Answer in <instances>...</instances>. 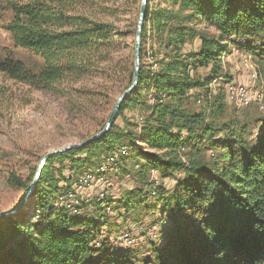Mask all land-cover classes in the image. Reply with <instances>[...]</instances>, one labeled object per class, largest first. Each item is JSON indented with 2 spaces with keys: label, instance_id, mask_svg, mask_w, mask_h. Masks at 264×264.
I'll use <instances>...</instances> for the list:
<instances>
[{
  "label": "trees",
  "instance_id": "obj_1",
  "mask_svg": "<svg viewBox=\"0 0 264 264\" xmlns=\"http://www.w3.org/2000/svg\"><path fill=\"white\" fill-rule=\"evenodd\" d=\"M4 1L12 14L4 29L13 47L31 53L39 64L29 68L8 51L0 58L1 74L56 96L67 95L64 83L98 77L119 86L120 93L132 84L140 0H96L112 5L102 12L114 21L81 14L74 8L80 0ZM119 11L127 16L126 32L116 24ZM141 34L137 87L116 119L139 108L146 113L142 125L122 118L125 126L118 127L115 120L96 141L48 159L23 209L0 218V264H131V255L110 251L108 242L96 246L98 220L58 204L78 172L99 170L122 147L127 153L116 167L130 161L141 185L152 171L165 177L183 174L172 192L157 194L163 212L175 218L178 235L169 252L158 258L154 250L156 264L169 257L172 264H264V117L260 132L250 136L245 124L218 126L206 121L209 115L185 107L192 96L208 102L212 80L231 81L222 73L221 59L232 44L264 65V0H148ZM127 40L131 51L122 55ZM207 69L206 77L198 76V70ZM88 93L93 100L110 102L107 92H98L97 99L91 88ZM5 96L0 92V112ZM214 97L212 116L219 115L224 101L222 92ZM40 160L22 179L11 165V153L0 149V166L6 168L0 169V179L25 196ZM138 196L120 202L131 209L141 203L134 199ZM95 202L99 212L108 203Z\"/></svg>",
  "mask_w": 264,
  "mask_h": 264
},
{
  "label": "rangeland",
  "instance_id": "obj_2",
  "mask_svg": "<svg viewBox=\"0 0 264 264\" xmlns=\"http://www.w3.org/2000/svg\"><path fill=\"white\" fill-rule=\"evenodd\" d=\"M106 7L112 5L110 3L102 5L96 0H80L74 6L81 14L88 15L92 19L114 21V18L105 16L102 12ZM117 15L116 24L126 32L127 16L121 11ZM11 18L12 14L7 4L4 0H0V58L10 51L15 60L33 69L39 64V59L31 53L14 48L9 34L4 29ZM127 45L128 48L120 50V54L126 55L131 51V40H127ZM198 45L199 42L196 41L194 48H198ZM221 65L222 73L228 75L227 80L247 87L248 95L260 94L262 104L253 102L250 106H243L240 101H236L237 103L227 101L224 92L226 82L214 79L216 82L212 80L209 84L211 97L208 102L202 96H192L185 102V107L190 113L209 115L206 116V121L218 126L233 122H239L240 126L245 124L247 128L245 133L255 136L261 130L260 120L264 117V65L254 61L240 50L237 44L229 46V54L221 59ZM209 71V69L198 70L197 74L204 78ZM252 73L255 74V78L250 77ZM62 85L68 86L67 95L56 96L29 88L0 73V92L5 91L7 100L0 112V149L11 153V165H14L22 179L30 175L37 161L48 152L77 144L81 138L93 135L99 129L101 121L109 116L116 98L123 93H120L119 86L105 82L99 77ZM88 88L95 91V99L99 97L98 92H107L111 96L110 102L93 100ZM221 92L225 101L222 103L223 108L219 115L212 116L211 106L214 96ZM198 99L201 100L200 104L197 103ZM145 115L146 113L139 108H130L122 117L116 119L115 124L124 127L122 118H126L130 123L142 125L141 119ZM139 129L136 131L138 132ZM5 163L6 161L3 162ZM130 168V161H122L118 168L114 167L109 172L103 173V176L100 175L98 182L92 188L78 192V197L82 201L88 199L90 205L84 206V213L99 221L101 236L96 242L97 247L105 241L108 242L110 251L131 255V264H156L158 260L154 250L158 251V258L167 253L166 251L169 252L172 250L173 240L178 235L175 218L163 212L157 194L172 192L176 181L181 179L183 174L176 172L174 176L165 177L152 171L145 177L146 184L141 185L136 182ZM0 169L6 168L1 164ZM83 171L78 172L74 177L77 178ZM64 175L70 174L65 171ZM76 178L72 181L75 182ZM100 189L106 192L104 201L108 202L109 208L102 204L99 212L94 204L98 200L97 193ZM135 189H141V194ZM131 193L135 196L139 195L140 197L134 199L141 203L126 210L120 201L128 199ZM23 196L22 190L12 188L3 178L0 179V212L14 209L23 201ZM93 210L97 212L94 213ZM173 262L174 260L169 257L164 264Z\"/></svg>",
  "mask_w": 264,
  "mask_h": 264
},
{
  "label": "built area",
  "instance_id": "obj_3",
  "mask_svg": "<svg viewBox=\"0 0 264 264\" xmlns=\"http://www.w3.org/2000/svg\"><path fill=\"white\" fill-rule=\"evenodd\" d=\"M251 78H255V74L250 75ZM214 82H216L214 80ZM248 88L236 85L233 81H228L224 85V92L226 94V100L228 101H240L243 106H250L254 102V104L261 105L262 102L260 101L261 95L258 93H249L248 95ZM259 101V103H255ZM197 103L200 104L201 100L198 99ZM237 103V102H236ZM238 106V105H237ZM127 151L125 148H121L118 152H115L114 154L108 156L105 159V162L101 166L99 170L95 169H86L82 173H80L71 189H69L66 194L61 195L58 200L59 206H62L68 210H70L74 214H81L84 212V205L89 204L88 199L85 201H82L78 197V192H80L83 189H90L92 186H94L95 183L98 182V177L100 176V173H107L114 167H116L119 156L126 155ZM106 192L104 189H100L97 193V199L102 201L105 199ZM109 208V205L107 206ZM125 239L127 237H124Z\"/></svg>",
  "mask_w": 264,
  "mask_h": 264
},
{
  "label": "water",
  "instance_id": "obj_4",
  "mask_svg": "<svg viewBox=\"0 0 264 264\" xmlns=\"http://www.w3.org/2000/svg\"><path fill=\"white\" fill-rule=\"evenodd\" d=\"M147 5H148V0H140L139 14H138L136 32H135V37H134V54H133L134 70H133L132 84L121 95H119L117 97V99H116V101H115V103H114V105H113V107L109 113V116L107 118V121L104 125L103 130L92 135L91 137H89L85 141H82V142L74 144V145H67L65 147L52 150V151L48 152L47 154H45L43 156V158L40 160V163H39L37 172L35 174L34 180L31 183L29 189L27 190V192L23 198V201L19 205H17L14 209H12L10 211L0 212V218L15 215L22 209V207L25 205L26 201L30 197L32 189L36 186V183L40 177L41 171L44 168L48 159H50V158H52L58 154L64 153V152H66L72 148L82 147L86 144H89L90 142L96 141L100 136H102L103 134H105L106 132H108L110 130L111 126L113 125V123L116 120V117H117V114H118V111H119L121 104L126 99V97L129 94H131L135 90V88L137 87L138 78H139V69H140V54H139V52H140V39L142 37L141 32H142V26H143V22H144L145 9H146Z\"/></svg>",
  "mask_w": 264,
  "mask_h": 264
}]
</instances>
